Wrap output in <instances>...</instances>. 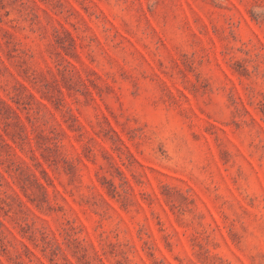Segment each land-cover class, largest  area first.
Returning <instances> with one entry per match:
<instances>
[{"label":"rangeland","instance_id":"1","mask_svg":"<svg viewBox=\"0 0 264 264\" xmlns=\"http://www.w3.org/2000/svg\"><path fill=\"white\" fill-rule=\"evenodd\" d=\"M0 264H264V0H0Z\"/></svg>","mask_w":264,"mask_h":264}]
</instances>
